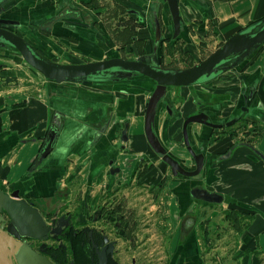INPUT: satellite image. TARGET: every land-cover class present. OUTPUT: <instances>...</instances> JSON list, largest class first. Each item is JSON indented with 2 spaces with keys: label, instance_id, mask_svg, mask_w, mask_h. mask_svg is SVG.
<instances>
[{
  "label": "crops",
  "instance_id": "crops-1",
  "mask_svg": "<svg viewBox=\"0 0 264 264\" xmlns=\"http://www.w3.org/2000/svg\"><path fill=\"white\" fill-rule=\"evenodd\" d=\"M179 4L183 53L195 59L207 39L225 42L264 19V0H179ZM5 6L0 17L20 22L11 25L14 31L23 29L39 53L66 63L148 56L147 51L132 58L121 52L128 46L152 47L153 52L156 15L165 32L173 25L164 0H8ZM0 75V83L6 81L0 86V236L13 238L12 249L16 242L23 247L40 244L39 251L56 264H62V252L73 264H121L115 258L121 250H115L112 234L124 242L133 235L127 216L116 211L117 204H126L117 194L140 188L159 202L160 192L168 189L174 201L162 203L171 238L169 264H204L191 209L202 202L215 204L193 199L191 191L206 188L223 197V209L247 217L236 246L239 264L264 262V159L255 151L264 156V43L211 81L173 86L168 101L172 111L165 104L159 108L155 132L167 151L190 170L195 162H186L192 157L184 143L186 118L201 111L214 123L237 118L233 125L220 128L189 124L192 145L205 154L204 172L196 178L175 176L147 140L145 112L156 86L151 78L134 74L114 83H58L8 45L0 46ZM244 95L249 96L247 103ZM243 106L248 107L247 114ZM55 119L60 125L53 149L32 170ZM126 124L128 139L123 141ZM168 176L175 177L168 181ZM14 192L30 212L3 205V198L15 199ZM186 218L185 231L180 222ZM113 224L119 233L113 227L112 231ZM69 228L76 237L72 249L65 240ZM6 254L0 245V264Z\"/></svg>",
  "mask_w": 264,
  "mask_h": 264
},
{
  "label": "water",
  "instance_id": "water-1",
  "mask_svg": "<svg viewBox=\"0 0 264 264\" xmlns=\"http://www.w3.org/2000/svg\"><path fill=\"white\" fill-rule=\"evenodd\" d=\"M8 0H0V14L6 8L5 4ZM167 2L173 22V38L179 37L184 23V17L181 13L179 0H164ZM139 14L138 12H135ZM62 13L56 16L47 27L60 18ZM140 18H142L140 16ZM20 24L11 18L0 17V46L8 45L20 52L24 60L33 68L42 73L47 79L55 82H85V81H104V80H119L122 77H130L134 74H142L155 81L156 86L152 92L145 112V135L147 140L156 152V154L165 161L172 170V173L183 175L185 177H193L199 175L205 165V154L194 148L188 133V126L190 123L198 122L209 125L213 128H220L222 126H231L237 119L233 118L224 124L214 123L211 121L207 112L201 111L197 114L186 118L183 124L184 143L195 162V168L190 170L181 164L179 160L174 158L164 147L158 135L155 132V122L159 108L163 105V101H169L168 88L171 86H191L195 84L206 83L220 76L225 70L224 66L236 57L247 54L253 48H256L264 43V22H258L250 25L229 37L222 46L217 48L212 54L201 62L187 68L166 69L156 66L151 62H146L144 59H125L121 57H114L105 60L91 61L82 64H62L51 61L42 56L35 47L22 35L14 31L11 25ZM155 45L154 51L160 48L162 42V25L159 17L155 16ZM169 112L172 111L169 105H166ZM60 121L56 120L52 124L42 150L32 166L35 169L42 160L52 151L54 141L58 134ZM128 124L122 133V140L128 139L127 135ZM263 159L264 156L258 150H255ZM226 156H229L227 153ZM115 171H119L116 168ZM191 195L195 198H200L208 203H220L223 197L204 188H194ZM15 199L3 198L2 203L6 207L15 209L19 212H30V207L23 202H20L19 193L14 192ZM18 250H22L31 264H51L46 262L41 256H36L25 247L21 246L19 242L14 243ZM22 247V248H21ZM15 248V249H16ZM41 259V261H40ZM43 259V260H42ZM40 262V263H39Z\"/></svg>",
  "mask_w": 264,
  "mask_h": 264
},
{
  "label": "rangeland",
  "instance_id": "rangeland-1",
  "mask_svg": "<svg viewBox=\"0 0 264 264\" xmlns=\"http://www.w3.org/2000/svg\"><path fill=\"white\" fill-rule=\"evenodd\" d=\"M173 32L174 28L172 25L169 26V29L165 32L164 35L171 38ZM18 34L22 35L24 38L26 36L23 29H19ZM207 40V42L201 43L200 51L197 52V55H194L197 56L196 59L193 58V55L183 53L182 42L177 41L175 45H172L167 40L166 43L163 44L160 49L161 57H163L162 61L160 62L164 66L170 68H187L196 65L197 63L206 59L217 48L224 44V42H215L217 40L216 38H210ZM145 51L151 53L152 47L148 49H142V47H140V49H137L136 47L128 46L122 49L121 54L122 57L125 56L132 58L138 57L139 53L144 54ZM113 53L118 54V52L116 51H114ZM40 54L51 61L62 64H82L81 62L75 61H73L72 63H66L63 60L57 61L54 60L57 56H47L42 53ZM5 82L6 81L2 80L0 86H4ZM85 82L114 83L115 81L104 80ZM243 108V111L247 114L246 111H248V107L243 106ZM229 121L230 120L226 122ZM187 159L189 161L187 160L186 162H190V164H193L191 162V159L193 160L192 157H187ZM164 164L166 169L170 170V166L167 163ZM203 172L204 168L201 174H203ZM198 176L199 175H196L190 178H196ZM172 177L169 178L168 176L167 180L171 181ZM162 191L164 192H160L159 202L155 197H152L151 192L140 188L122 190L117 194L119 199L126 200L124 201L126 202V204H117L115 206L116 211H118V213L121 212L120 214L123 215V217L127 216L125 218L129 223V227H131L130 232L133 235L130 242H124V240H121L120 238L116 237L115 234H112V240L113 243H115V250H121V253H118V256L115 255V258H118V260L121 261V264H169V260L171 258L172 253L171 238L168 237L166 232L168 222L166 221V219H163V216L167 214V208L163 206L162 200L173 202L174 199L168 189H164ZM193 199H195V197H193ZM200 204H202V206H200ZM200 204L199 206L193 205L191 211L195 212L196 220H194L193 222L197 223L198 236L201 244L200 249L203 253L204 264H239L237 260L236 246L240 240L243 229L248 223L247 217H244L240 214L238 215L237 211L231 210L230 208L226 210L223 209L221 203H214L215 205L211 206L204 205L203 202ZM173 212L176 218L177 227V225H179V211L177 205ZM113 221L119 223V225L121 224L119 219L117 218L113 219ZM183 221L184 219L182 220V222ZM112 227L113 225L110 227L113 231ZM12 239L13 238H5L4 236H0V245L2 248L7 250L6 255H9L7 257L11 259L13 264L14 262L17 264H31L29 259L22 254V250L17 251V248H13L14 250L12 249ZM178 239L179 237L176 238V240ZM39 245L40 244H35L34 247L24 245V247L36 256H42V258L46 262L56 264L57 262L52 263L50 261L51 258H47L48 256L45 257V252L39 251ZM64 249L66 250L65 247ZM15 255L18 256L19 259H15ZM61 255V259L63 260L62 264H73L70 263V256L68 254L62 252ZM7 257H4L3 262H1V264H11L10 260ZM64 260L66 261L64 262ZM194 264L198 263L194 262ZM261 264H264V262Z\"/></svg>",
  "mask_w": 264,
  "mask_h": 264
},
{
  "label": "flooded vegetation",
  "instance_id": "flooded-vegetation-1",
  "mask_svg": "<svg viewBox=\"0 0 264 264\" xmlns=\"http://www.w3.org/2000/svg\"><path fill=\"white\" fill-rule=\"evenodd\" d=\"M166 2V1H165ZM159 15V14H158ZM182 32H183V29H182V31H181V33H180V35H179V37H177L176 39H174L172 36L173 35H171V38H169L168 36H165L164 35V27H162V33H163V35H162V42H161V46L163 45V44H165L166 43V41L168 40L169 42H170V44H172V45H175V43L178 41V42H183L184 41V38H183V35H182ZM161 46H160V48L159 49H157L156 51H154V49H153V52L152 53H150V55H146V54H144V55H146V56H141V57H139V58H142V59H144L146 62H151V63H153L154 65H156V66H160V67H163V68H166V69H179V68H170V67H167V66H164L160 61H162V58L163 57H161V54H160V49H161ZM152 55V56H151ZM241 57V56H240ZM240 57H236V58H234V59H232L231 61H229L225 66H224V70H226V68H228L229 66H230V63H232L233 61H235V60H237V59H239ZM139 58H137V59H139ZM225 72V71H224ZM123 78V77H122ZM173 86H171V87H169L168 88V91H169V89L170 88H172ZM168 97L170 98V93L168 94ZM244 101L247 103V100L249 99V96H247V95H244ZM163 104H165V105H169V103L166 101V100H164L163 101ZM170 106V105H169ZM244 109V108H243ZM237 119V118H236ZM100 209H102V212H103V210H104V208L102 207V208H100ZM108 212L110 213V211L108 210ZM107 212V213H108ZM183 224V228H184V230L186 231L187 230V228H188V225H189V220L186 218V220H184L183 222H182ZM118 225H119V223H118ZM118 225L117 224H113V228H114V232H116V234L117 233H119V229H120V225H119V229H118ZM15 264H17V263H15Z\"/></svg>",
  "mask_w": 264,
  "mask_h": 264
},
{
  "label": "trees",
  "instance_id": "trees-1",
  "mask_svg": "<svg viewBox=\"0 0 264 264\" xmlns=\"http://www.w3.org/2000/svg\"><path fill=\"white\" fill-rule=\"evenodd\" d=\"M264 22V19H262V20H258V21H255V22H253L252 24H250V25H253V24H256V23H258V22ZM249 25V26H250ZM248 27V26H247ZM79 234V233H78ZM78 234H76V235H78ZM75 239H76V237L75 236H72V229H67V237L65 238V240L70 244V247H71V249L73 248V244L75 243ZM76 252V251H75ZM14 264H15V262H14Z\"/></svg>",
  "mask_w": 264,
  "mask_h": 264
}]
</instances>
